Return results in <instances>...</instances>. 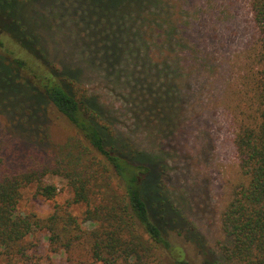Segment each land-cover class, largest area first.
Instances as JSON below:
<instances>
[{"label":"trees","instance_id":"16d2710c","mask_svg":"<svg viewBox=\"0 0 264 264\" xmlns=\"http://www.w3.org/2000/svg\"><path fill=\"white\" fill-rule=\"evenodd\" d=\"M245 5L251 38L232 61L216 58L219 23L202 32L195 3L0 0V111L11 117L2 129L20 140L3 142L17 158L0 154V264H48L35 253L38 232L67 264H264V0ZM48 21L64 28L68 61L43 45L38 29ZM98 91L118 100L131 128L148 127L157 148L122 132ZM47 107L74 129L55 151L44 149ZM216 107L229 122L236 168L217 256L184 211L205 194L192 197L187 181L176 189L183 162L169 157L197 162L195 134ZM47 175L65 181L63 202H54ZM27 186L53 202L44 216L18 208ZM77 205L80 214L71 212Z\"/></svg>","mask_w":264,"mask_h":264},{"label":"rangeland","instance_id":"374dc122","mask_svg":"<svg viewBox=\"0 0 264 264\" xmlns=\"http://www.w3.org/2000/svg\"><path fill=\"white\" fill-rule=\"evenodd\" d=\"M180 1L186 4L195 3L196 7L193 10L196 12L200 11L199 17H203L200 18L199 21L202 22L200 23L202 32L208 30V33H211L210 28H212L213 24L217 25V23H219L217 25L219 30L215 32L217 35H214L220 40L218 44H223V47L216 49L218 44L215 46L214 53L216 54V58H223L226 60L232 59V61L238 59L237 57L240 51L251 38L245 0ZM215 19L216 22L218 21L217 23H214ZM56 24L58 23L48 21V23L38 30L42 36L43 45L47 48L49 54L56 60L65 61L66 59V61H68L69 57H66L64 54L67 48V41H65V37L62 34L64 28H59ZM228 63L230 65V62ZM227 74L230 75L229 72H227ZM227 80L228 83L231 81L229 76ZM3 85L4 82L0 80L1 89ZM98 86L99 84L95 85L96 88H98ZM98 92H101L100 99L103 100L106 108H110L111 105L114 107L113 110H109L116 114L118 118V123L116 124L119 125L122 132L133 137L137 142L148 148H157L150 143V138L154 134H150V129L148 127L131 128L129 125L131 121L128 122L129 116L122 114L119 110L121 112L120 114V112L115 109L118 107V100L105 91ZM210 94L211 92L208 95ZM0 96H4L2 92H0ZM215 111V115L210 116V124H200L202 129L195 134L197 139L195 140V137L191 138L192 142L195 140L197 150L194 155H197L195 156L197 157V162L190 160L189 163H187L185 157L180 159L181 155H176L173 151H170L169 157H171L174 165L177 164V166H180V162H183V165L180 166L181 170L177 169V171H175L174 169L176 175L175 181H178L176 183V189L179 190L180 182L183 184L187 181L189 186L186 190L192 197L196 196L197 193L200 195L205 194L203 196L205 201L200 206L199 203L202 202V200L198 198L197 200H193L192 207L186 206L184 211L198 233L203 237L209 251L217 256L215 248L218 243L224 240V234L219 226V212L227 199L229 185L236 178V168L229 138V122L225 120V113L221 107H216ZM6 113L5 111H0V139H2L0 142V154L17 158L19 154L14 153L16 152L14 149H6V146L3 144V142L7 140L8 135L11 139L20 143L19 137L15 133L11 132L6 136V133L3 132V122L6 123V121L11 118L10 115ZM41 120L47 133L46 144L44 145L45 151H48V149L57 150L58 147L67 142L70 136H74L73 127L51 107L43 109ZM22 142L27 143L25 140ZM173 143H175V148H173L175 151L177 149L183 152L185 146L184 144L181 145V141H171L170 145ZM193 165H196V172L192 174V170L188 168ZM43 179L45 182L52 183L56 187L57 191L54 202L61 203L69 197V189L62 178L56 175H47ZM34 187L35 186H27L22 190L18 208L22 211H32L37 216H44L50 211L53 202L45 201L35 196ZM81 209L82 207L80 205L73 206L71 212L80 214ZM34 236L40 240L35 253L39 255L41 262L44 263L47 261L48 264H67L62 252L51 255V253L46 251L47 243L44 232H38ZM197 257L200 258L199 256ZM198 258H196V260H199Z\"/></svg>","mask_w":264,"mask_h":264}]
</instances>
